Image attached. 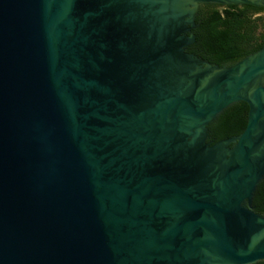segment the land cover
<instances>
[{
  "label": "water",
  "instance_id": "95a60500",
  "mask_svg": "<svg viewBox=\"0 0 264 264\" xmlns=\"http://www.w3.org/2000/svg\"><path fill=\"white\" fill-rule=\"evenodd\" d=\"M210 1L264 7L0 0V264L264 260V46L187 52ZM240 101L245 129L207 142Z\"/></svg>",
  "mask_w": 264,
  "mask_h": 264
},
{
  "label": "trees",
  "instance_id": "16d2710c",
  "mask_svg": "<svg viewBox=\"0 0 264 264\" xmlns=\"http://www.w3.org/2000/svg\"><path fill=\"white\" fill-rule=\"evenodd\" d=\"M264 7L254 5L216 8L204 17L194 48L213 63L233 64L264 46ZM249 105L237 102L211 126L216 140L240 134L248 122ZM256 211L264 214V179L254 197ZM254 264H264L259 261Z\"/></svg>",
  "mask_w": 264,
  "mask_h": 264
},
{
  "label": "flooded vegetation",
  "instance_id": "af4514ba",
  "mask_svg": "<svg viewBox=\"0 0 264 264\" xmlns=\"http://www.w3.org/2000/svg\"><path fill=\"white\" fill-rule=\"evenodd\" d=\"M234 5L244 6V5H250V4H226V3L214 2V1L199 2L197 8L195 9V11H193V15H192L193 21L186 24V29H185L184 34L186 36H191V35L194 36L193 37L194 41L185 47L186 51L189 53H193V54L197 55L198 57L207 59V58L203 57L202 55H200V53H198L197 50L194 48V46L197 43L201 27L203 25L204 17H206L211 12V10H213V9H216V8L224 9V8L234 6ZM260 15L264 16V12L260 13ZM218 118H216L208 126L209 136L207 138V142H211L212 144L219 141V140H222V139L216 140L215 138L212 137V134H211L212 133L211 126L214 124V122L217 121ZM228 138H230V137H228ZM223 139H226V138H223Z\"/></svg>",
  "mask_w": 264,
  "mask_h": 264
}]
</instances>
